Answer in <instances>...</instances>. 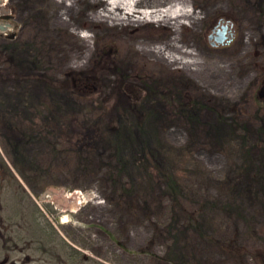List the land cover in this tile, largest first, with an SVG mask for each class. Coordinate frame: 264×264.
<instances>
[{
	"label": "rangeland",
	"instance_id": "1",
	"mask_svg": "<svg viewBox=\"0 0 264 264\" xmlns=\"http://www.w3.org/2000/svg\"><path fill=\"white\" fill-rule=\"evenodd\" d=\"M4 1L11 26L0 21V34L39 46L34 71L61 84L71 71L98 77L94 96L56 90L53 115L74 117L89 131L106 106L128 107L113 93L126 77L150 113L149 134L187 164L179 197L160 181L138 185L136 169L123 163L138 152L141 133L119 145L92 139L79 146L61 121L49 141L24 150L40 166L26 169L25 181L0 139V156L18 180L0 176V264H264V0H190L199 20L185 21L179 33L154 22L97 21L102 0ZM171 41L196 64L149 51ZM35 97L23 115L41 129L46 94L35 89ZM49 187L65 190L68 204L41 200ZM223 240L246 246V256L225 252Z\"/></svg>",
	"mask_w": 264,
	"mask_h": 264
},
{
	"label": "trees",
	"instance_id": "2",
	"mask_svg": "<svg viewBox=\"0 0 264 264\" xmlns=\"http://www.w3.org/2000/svg\"><path fill=\"white\" fill-rule=\"evenodd\" d=\"M36 45L29 42L21 43L17 37H2L0 34V139L10 150L11 164L16 172L27 181L26 169H33L32 171L40 169L39 162L24 150L34 140L49 141L51 135L55 134L54 129H61V121H64L65 127L72 126L75 132V136H71L69 141H75L79 146L92 139L119 145L126 134L134 136L141 133L138 152L131 160L124 162V166L130 165L136 169V178L140 183L138 185L149 181H160L165 189L179 197L178 194L184 192L182 168L187 163H184L181 157L169 153V149L147 131L146 125L150 113L143 109V96L140 91H134V86L125 77L124 86L114 87L113 93L128 99L126 101L128 107L123 109L118 104L106 106L92 122L91 129L86 132L80 128L76 118L64 117L57 114V111L56 115H53L56 104L52 96L58 89L69 91L82 98L94 96L101 91L98 77L95 76L94 71V73L71 71L61 84L48 74L34 71L31 64L40 63L39 46ZM29 53L32 54V58H29ZM117 76L120 79L121 75L117 74ZM39 88L44 91L46 97L43 106L38 108L37 121L40 122L41 129H36V123L29 122L23 114L25 111H31L36 98L35 89ZM6 94L9 98H6ZM128 121L132 123L128 125ZM4 165L5 169L2 168ZM0 170L1 177L5 176L8 179L11 177L18 183L13 171L1 156ZM193 217L198 220L197 211L193 213ZM212 237L215 238L214 235ZM219 246L235 257L246 256L248 252L246 246L236 241L223 240L219 242Z\"/></svg>",
	"mask_w": 264,
	"mask_h": 264
},
{
	"label": "bare ground",
	"instance_id": "3",
	"mask_svg": "<svg viewBox=\"0 0 264 264\" xmlns=\"http://www.w3.org/2000/svg\"><path fill=\"white\" fill-rule=\"evenodd\" d=\"M88 0H78L84 2ZM100 1V0H99ZM57 5L64 4L65 0H55ZM190 0H176L168 6L150 5L149 0H102L99 10L94 11V18L97 21L108 22L113 25L125 26L129 24L154 22L171 27L175 33H179L183 28L185 21L190 24H196L199 20L197 12L189 9ZM69 11H74L75 4L67 6ZM64 24H67L64 22ZM85 41L88 40V35L83 36ZM173 50L176 54L166 55V50ZM167 59L169 62H175L190 67L195 65L193 57H184V55L192 54L190 51L183 50L176 42L171 41L162 46H154L149 50ZM183 55V56H182ZM71 199V196H68Z\"/></svg>",
	"mask_w": 264,
	"mask_h": 264
},
{
	"label": "water",
	"instance_id": "4",
	"mask_svg": "<svg viewBox=\"0 0 264 264\" xmlns=\"http://www.w3.org/2000/svg\"><path fill=\"white\" fill-rule=\"evenodd\" d=\"M4 3L5 1L4 0H0V5H1V13L2 15L4 16L5 19H9L10 17V12L8 10H6L4 8ZM5 26L9 27L11 26L10 23H4ZM5 26H1V23H0V30H4L5 29ZM223 34L220 33V37H216V40L221 42L222 39H223ZM48 195H52L54 196V198H56L57 202L59 204H68V198L66 197V191L63 190V189H60V188H56V187H49L47 189H45V191L43 192V194L40 196V199L43 200V198H45L46 196Z\"/></svg>",
	"mask_w": 264,
	"mask_h": 264
},
{
	"label": "flooded vegetation",
	"instance_id": "5",
	"mask_svg": "<svg viewBox=\"0 0 264 264\" xmlns=\"http://www.w3.org/2000/svg\"><path fill=\"white\" fill-rule=\"evenodd\" d=\"M7 20H9V19H5V18H3V17H1V22H6ZM217 32V31H216ZM213 34H211V36H210V38L212 39L213 37H214V35L212 36Z\"/></svg>",
	"mask_w": 264,
	"mask_h": 264
}]
</instances>
